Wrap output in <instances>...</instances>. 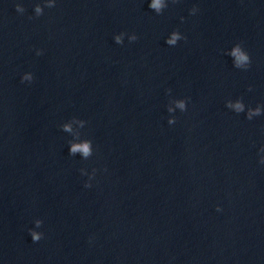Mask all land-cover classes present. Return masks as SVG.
Instances as JSON below:
<instances>
[{"label": "clouds", "instance_id": "1", "mask_svg": "<svg viewBox=\"0 0 264 264\" xmlns=\"http://www.w3.org/2000/svg\"><path fill=\"white\" fill-rule=\"evenodd\" d=\"M149 7L151 9H155L157 14H161L162 12L160 11L162 7H167L166 5L162 4V0H152V2L149 4ZM17 10L19 11V6H17ZM40 9L37 8V12H39ZM197 11V9L194 7L193 9H191V13L195 14V12ZM180 38L179 35V31H173L172 33V37L170 40L167 41L168 44H175L176 40ZM184 38V37H183ZM133 39H135V37H133ZM116 42L120 43V37L117 36L116 37ZM38 55L40 54V52L37 53ZM235 58H236V66L240 67L241 65H244L246 63H249V56L247 54H245L244 52L241 51L239 45L237 47H235L231 53ZM33 76L31 73H26L23 77H22V82L24 81H32ZM180 108H184V104L183 102H180L178 105ZM237 110H241L242 106L240 104L236 105ZM169 111H171V109H169ZM171 123V121H170ZM66 130H69L67 128V126H65ZM76 151H81L85 156L89 155V145L88 143H84V144H78V145H73L71 148V152L75 153ZM85 187H90V185H85ZM219 210V209H218ZM32 240L33 242H38L41 240V235L36 233V232H32Z\"/></svg>", "mask_w": 264, "mask_h": 264}]
</instances>
